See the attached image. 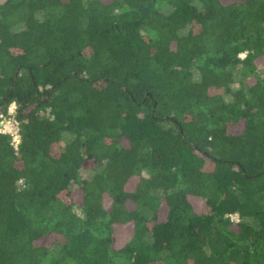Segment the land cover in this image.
I'll return each mask as SVG.
<instances>
[{
  "label": "trees",
  "instance_id": "trees-1",
  "mask_svg": "<svg viewBox=\"0 0 264 264\" xmlns=\"http://www.w3.org/2000/svg\"><path fill=\"white\" fill-rule=\"evenodd\" d=\"M263 61L264 0H0V264H264Z\"/></svg>",
  "mask_w": 264,
  "mask_h": 264
},
{
  "label": "built area",
  "instance_id": "built-area-1",
  "mask_svg": "<svg viewBox=\"0 0 264 264\" xmlns=\"http://www.w3.org/2000/svg\"><path fill=\"white\" fill-rule=\"evenodd\" d=\"M17 105L11 104L7 115H1L0 133L9 134L13 138V145L18 148L20 143L19 123L16 119Z\"/></svg>",
  "mask_w": 264,
  "mask_h": 264
},
{
  "label": "rangeland",
  "instance_id": "rangeland-1",
  "mask_svg": "<svg viewBox=\"0 0 264 264\" xmlns=\"http://www.w3.org/2000/svg\"><path fill=\"white\" fill-rule=\"evenodd\" d=\"M244 57H245V55L241 56V58H244ZM261 67H262L261 69H264V61L262 62ZM85 175H86L85 173L82 174L83 177ZM76 198H77L78 201L80 200L78 195L76 196ZM233 218H235V220L237 219L236 216H234ZM130 236H131L130 228H121V229H119L118 232H117L118 244H120V245L123 244L124 242H126V240L129 239Z\"/></svg>",
  "mask_w": 264,
  "mask_h": 264
}]
</instances>
